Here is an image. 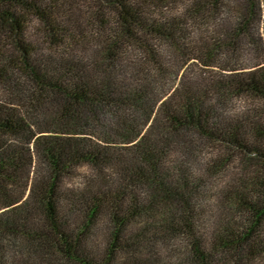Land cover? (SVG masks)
I'll list each match as a JSON object with an SVG mask.
<instances>
[{"label":"trees","instance_id":"obj_1","mask_svg":"<svg viewBox=\"0 0 264 264\" xmlns=\"http://www.w3.org/2000/svg\"><path fill=\"white\" fill-rule=\"evenodd\" d=\"M0 264H264V0H0Z\"/></svg>","mask_w":264,"mask_h":264},{"label":"rangeland","instance_id":"obj_2","mask_svg":"<svg viewBox=\"0 0 264 264\" xmlns=\"http://www.w3.org/2000/svg\"><path fill=\"white\" fill-rule=\"evenodd\" d=\"M28 38L30 40H33V41H35V40H37V38H39V34L37 32V25H36L35 21H33V22L31 21L29 26H28ZM248 106H249V104H245V102L235 101V102L232 103V109H233L234 112H238L241 109H243L244 107L246 108ZM213 155H214V151L213 150H209V153H204L202 155V159H203L202 162L204 163L205 160H208V158L212 157ZM209 161H210V159H209ZM235 167H236V165L233 164L232 168H235ZM216 187H217V185H216ZM208 205L211 206L210 203H208Z\"/></svg>","mask_w":264,"mask_h":264}]
</instances>
